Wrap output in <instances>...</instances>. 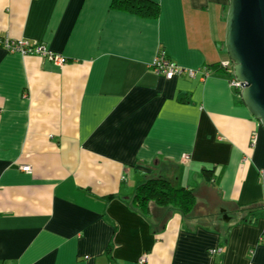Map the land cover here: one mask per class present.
I'll list each match as a JSON object with an SVG mask.
<instances>
[{
  "label": "crops",
  "instance_id": "crops-1",
  "mask_svg": "<svg viewBox=\"0 0 264 264\" xmlns=\"http://www.w3.org/2000/svg\"><path fill=\"white\" fill-rule=\"evenodd\" d=\"M111 1L0 0V264H264V130L213 67L227 0H151L149 20ZM160 53L195 77L156 73ZM156 178L191 213L133 210Z\"/></svg>",
  "mask_w": 264,
  "mask_h": 264
},
{
  "label": "water",
  "instance_id": "water-1",
  "mask_svg": "<svg viewBox=\"0 0 264 264\" xmlns=\"http://www.w3.org/2000/svg\"><path fill=\"white\" fill-rule=\"evenodd\" d=\"M226 8L223 44L239 99L264 130V0H227Z\"/></svg>",
  "mask_w": 264,
  "mask_h": 264
},
{
  "label": "trees",
  "instance_id": "trees-1",
  "mask_svg": "<svg viewBox=\"0 0 264 264\" xmlns=\"http://www.w3.org/2000/svg\"><path fill=\"white\" fill-rule=\"evenodd\" d=\"M111 2V10L126 12L145 20L156 19L160 14L159 6L151 0H112ZM213 67L219 68L218 71L221 72L222 68L219 64ZM227 75L230 78L231 75L229 73ZM239 94L240 92L236 91L238 99ZM239 103L243 105L240 99ZM201 173L206 181H211L213 184L218 185L217 177L219 176L216 175L214 177L213 170L202 169ZM136 188L131 207L143 217H146L150 213L149 206L151 204H154L156 207L174 209L182 215L191 213L195 205V197L192 190L184 187L178 188L171 181L163 178L148 179ZM256 212L252 211L248 213V223H256L258 219Z\"/></svg>",
  "mask_w": 264,
  "mask_h": 264
},
{
  "label": "built area",
  "instance_id": "built-area-1",
  "mask_svg": "<svg viewBox=\"0 0 264 264\" xmlns=\"http://www.w3.org/2000/svg\"><path fill=\"white\" fill-rule=\"evenodd\" d=\"M1 44V42H0ZM6 51L8 52H30V53H36V54H41L44 56V58H47L48 60H50L52 63L58 64L61 63V57L59 55H55L52 52L48 51L46 49V47H42V46H35L32 49H29L27 51H25V44L22 42L19 43H15V42H10V43H6ZM219 66L222 68V70L226 71L227 74L229 73L231 76L229 78V86L231 89L236 90V91H241V86L240 83L236 81V79L233 77L232 73H233V67H232V63L229 59L221 61V63L219 64ZM151 68L153 70H155L156 73H158L159 75H161L162 77H164L167 80H171L174 79L176 76H180L183 75L184 73L189 76L190 78H194L195 77V72L193 70H185L182 69L181 67H179L177 64H173L170 61H168L167 58L164 57L163 53L158 54L157 57H155L154 61L151 64ZM232 70V71H231ZM251 142L250 145L253 146L255 143V139L256 136L255 134L251 135ZM22 172H30L29 167H22ZM221 249L217 248L214 250H211L210 253L211 254H215L217 252H220Z\"/></svg>",
  "mask_w": 264,
  "mask_h": 264
},
{
  "label": "rangeland",
  "instance_id": "rangeland-1",
  "mask_svg": "<svg viewBox=\"0 0 264 264\" xmlns=\"http://www.w3.org/2000/svg\"><path fill=\"white\" fill-rule=\"evenodd\" d=\"M228 209L229 210L231 209L230 211L227 212L228 216L230 217L231 220H229L226 224H224L225 227L228 226V225L232 226V224L234 225V223H236V215L237 214L235 213L233 208L228 207ZM228 216H227V218H228Z\"/></svg>",
  "mask_w": 264,
  "mask_h": 264
}]
</instances>
